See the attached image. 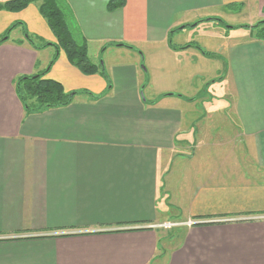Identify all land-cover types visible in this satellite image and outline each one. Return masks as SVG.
Segmentation results:
<instances>
[{
	"label": "crops",
	"instance_id": "0c3cea01",
	"mask_svg": "<svg viewBox=\"0 0 264 264\" xmlns=\"http://www.w3.org/2000/svg\"><path fill=\"white\" fill-rule=\"evenodd\" d=\"M109 1L65 0L109 81L48 68L36 3L0 11V264H264V41L238 27L264 0ZM207 18L235 28L182 29ZM46 69L75 95L27 112L16 81Z\"/></svg>",
	"mask_w": 264,
	"mask_h": 264
},
{
	"label": "trees",
	"instance_id": "16d2710c",
	"mask_svg": "<svg viewBox=\"0 0 264 264\" xmlns=\"http://www.w3.org/2000/svg\"><path fill=\"white\" fill-rule=\"evenodd\" d=\"M32 3L38 5L41 15L46 19L55 37L54 43H46L40 46L42 48L51 45L55 48V54L48 68L57 59L59 52L62 51L68 61L81 72L85 74L98 72L106 76V79L109 81L101 64L97 65L89 60L87 42L78 32L77 26H72L71 16L65 0H9L0 3V11L18 12ZM122 4V0H110L107 8L108 10H114ZM239 6L241 5L230 4L226 8L230 11H237ZM204 20L215 21L218 25H225L222 20L217 18H207ZM17 24L15 23L12 27H15ZM238 27L250 28L258 39L264 41V20L252 26L241 25ZM25 37L32 43L26 32ZM47 69L39 74L20 77L16 81L17 96L27 112H38L47 108L65 106L71 102V99L75 95L74 92H65L58 82L45 78Z\"/></svg>",
	"mask_w": 264,
	"mask_h": 264
},
{
	"label": "rangeland",
	"instance_id": "374dc122",
	"mask_svg": "<svg viewBox=\"0 0 264 264\" xmlns=\"http://www.w3.org/2000/svg\"><path fill=\"white\" fill-rule=\"evenodd\" d=\"M252 11H254V10H252L250 7L247 8V6L243 7V5H242V6H239V8L237 9V11H229V13L226 15L225 19L227 21H229V22L236 21V20H240L246 14H252ZM207 22L208 21L203 20L202 22H199L198 23L199 25L196 24V25L193 26V24H190L189 26H185L182 29L183 30L189 29V33L191 35V38H194L195 40H198L197 38L202 37L203 35H205L207 33L206 32V27H207L206 26L207 25L206 23ZM258 22H256L255 24H257ZM225 27L230 28L231 25L225 24ZM178 30H180V29H178V28H177V30L175 29L174 30V33L177 32ZM26 33H27V31H26ZM7 35H8V33L4 34L2 38L4 39ZM31 37H33V36H31ZM143 67H145V69H146V66L145 65H143Z\"/></svg>",
	"mask_w": 264,
	"mask_h": 264
},
{
	"label": "built area",
	"instance_id": "2783aa9c",
	"mask_svg": "<svg viewBox=\"0 0 264 264\" xmlns=\"http://www.w3.org/2000/svg\"><path fill=\"white\" fill-rule=\"evenodd\" d=\"M175 225H177V224L176 223L167 222V223H162L161 225H159V227L165 228V229H169V228H171L172 226H175Z\"/></svg>",
	"mask_w": 264,
	"mask_h": 264
},
{
	"label": "water",
	"instance_id": "95a60500",
	"mask_svg": "<svg viewBox=\"0 0 264 264\" xmlns=\"http://www.w3.org/2000/svg\"><path fill=\"white\" fill-rule=\"evenodd\" d=\"M5 38H6V37H5ZM5 38H4V39H5ZM117 45H121V44H117Z\"/></svg>",
	"mask_w": 264,
	"mask_h": 264
}]
</instances>
